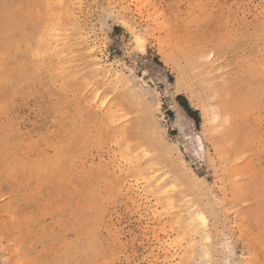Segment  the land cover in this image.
<instances>
[{"label": "rangeland", "instance_id": "1", "mask_svg": "<svg viewBox=\"0 0 264 264\" xmlns=\"http://www.w3.org/2000/svg\"><path fill=\"white\" fill-rule=\"evenodd\" d=\"M0 264H264V0H0Z\"/></svg>", "mask_w": 264, "mask_h": 264}, {"label": "trees", "instance_id": "2", "mask_svg": "<svg viewBox=\"0 0 264 264\" xmlns=\"http://www.w3.org/2000/svg\"><path fill=\"white\" fill-rule=\"evenodd\" d=\"M185 109H186V111H189V108L186 107Z\"/></svg>", "mask_w": 264, "mask_h": 264}]
</instances>
